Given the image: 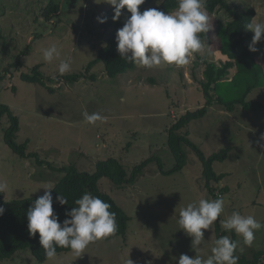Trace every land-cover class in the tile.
Segmentation results:
<instances>
[{
	"label": "rangeland",
	"instance_id": "1",
	"mask_svg": "<svg viewBox=\"0 0 264 264\" xmlns=\"http://www.w3.org/2000/svg\"><path fill=\"white\" fill-rule=\"evenodd\" d=\"M56 2L61 7L60 21L48 23L42 12L49 0H0V74L5 75L0 82V104L10 107L19 117L17 142H28V153L37 154L40 160L53 166L74 164L88 173L94 172L97 161L109 157L122 161L130 171L150 156H156L162 160L164 169L170 170L175 161L167 147V130L187 111L205 104L200 85L204 67L196 64H202L198 56L218 64L223 61L215 28L219 22L229 20L227 13L208 14L207 37L201 40V50L190 57L187 65L164 64L151 69L136 65L133 71L110 78L104 65L97 63L87 74L95 76V81L48 84V79L60 75L61 60H69L71 65L64 75H72L84 73L96 59L108 36L100 28L99 19L113 7L103 0ZM228 2L238 10L254 9L255 19L264 21V0ZM154 4H158L156 0L150 8ZM53 44L60 57L45 62L43 49ZM28 46L29 53L23 55ZM255 47L259 51L253 53L264 67V34ZM17 57L22 66L11 67ZM36 65H40L46 84L55 89L53 94L39 84L20 79L22 73H30ZM234 74L232 69L229 78ZM223 94L230 99L236 92ZM247 100L264 104V87L253 90ZM85 111L98 112L107 119L88 124L83 117ZM7 127L4 117L0 122V183L6 188L0 199L12 201L43 195V188H53L62 174L38 166L34 157L22 159L15 155L4 143ZM182 132L188 133L206 156L228 147L232 149L226 161L213 165L215 173L227 174L217 184L219 188H229L222 196L225 205L221 220L235 211L254 215L264 224V148L260 146L264 144L260 139L264 134V109L255 112L237 106L230 113L213 105L205 117L193 121ZM130 143L132 146L128 147ZM186 154L184 169L170 176H155L148 171L144 179L122 189L107 178L100 179V190L131 218L125 238L91 243L78 258L71 251L40 263L29 251H22L13 260L0 264H129V260L132 264H178L181 254L207 258L216 240L214 223L202 230L205 241L196 249L191 247L192 238L177 223L182 207L198 203L201 198L211 199L204 189L197 156L188 148ZM155 169L152 166L151 170ZM237 240L241 238L237 236ZM258 251H264V228L255 232L252 246H245L241 254L250 257Z\"/></svg>",
	"mask_w": 264,
	"mask_h": 264
},
{
	"label": "trees",
	"instance_id": "2",
	"mask_svg": "<svg viewBox=\"0 0 264 264\" xmlns=\"http://www.w3.org/2000/svg\"><path fill=\"white\" fill-rule=\"evenodd\" d=\"M154 1L145 0L142 5L138 6L139 11L143 12L150 8ZM202 1V9L207 14L213 15L217 11H225L229 17L228 21L219 22L215 28V36L220 43V52L223 61L218 64L210 60H204L197 55L198 60H201L202 64L197 63L196 66L204 67L203 80L200 85L205 104L195 111H187L168 128L167 147L175 161L174 166L170 170H165L162 160L156 156H150L140 164L134 166L130 171L126 169L122 161L113 157L97 161L95 170L92 173L81 171L74 164H68L62 167L53 166L46 161L40 160L37 154L28 153V142H17V134L20 131L19 117L10 107L0 104V122L4 117L8 121V127L4 130V143L9 149L22 159L34 157L38 166H46L51 171L62 174V177L50 190L53 196V211L58 216L59 222L62 223L68 218L66 212L76 206L74 203L76 199L81 198L85 193H90L111 204L109 210L116 213L118 230L114 235L105 239L125 238L131 218L111 196L100 190L98 185L100 179L107 178L116 188L122 189L135 185L147 169L152 166H156L161 175L170 176L181 172L186 166L187 148L197 156L200 162L201 175L204 180V189L207 195L214 200L229 192L228 187H217V184L223 181L227 177V174L215 173L213 165L214 163L226 161L232 149L228 147L206 156L190 140L189 134L182 131L193 121L205 117L213 105H218L230 113L234 112L237 106H241L244 110L255 112L264 109V104L261 102L247 100L253 90L264 87V67L258 62L259 58L253 52L249 51L248 45L251 42L253 33L245 29V25L255 18L256 11L251 8L238 10L232 7L228 0ZM177 6V0H160V3L154 4L152 8H158L165 13H170ZM60 10L61 7L56 0H49V3L42 12L43 20L48 23L54 19L60 21ZM121 11L122 15L116 21L112 20V16L114 15L113 7L101 15L100 19H103L105 22H99V26L102 30L108 32V36L105 45L99 48L96 59L88 64L85 72L72 75H59L54 79H48V84L56 82L58 84L72 85L83 79L95 81V76H87V74L97 63L104 65L105 73L110 78H115L118 75L133 71L136 68V64L121 58L117 52L116 32L131 15L126 9H122ZM205 37H207V33L200 34L201 40ZM29 47L22 52L23 55L29 53ZM21 66L20 57H17L15 64L11 67L20 68ZM40 68V65L34 66L30 73H22L20 79L27 83L39 84L45 87L49 93L53 94L55 89L46 84ZM232 69L235 70V74L230 79L229 76ZM4 78L5 75L0 74V82ZM237 87H240L241 91H238ZM231 90L234 91V94L236 92V94L230 99L224 97L223 92L228 93ZM61 194L68 201L64 205H60L56 201V196ZM38 197L12 201L0 199V207L4 208L3 215H0V262L13 260L15 255L22 251H29L32 257L40 263L48 260L45 258L44 249L39 244L38 234L36 236H30L27 230L28 221L26 212ZM220 221L221 218L218 217L217 221L214 222L216 239L221 236H229L231 240H237V235L234 232L222 229ZM56 252L59 255L71 252V250L58 247ZM235 254L239 256L238 264H260V259L264 256V251L256 252L253 259L239 254L238 251Z\"/></svg>",
	"mask_w": 264,
	"mask_h": 264
},
{
	"label": "clouds",
	"instance_id": "3",
	"mask_svg": "<svg viewBox=\"0 0 264 264\" xmlns=\"http://www.w3.org/2000/svg\"><path fill=\"white\" fill-rule=\"evenodd\" d=\"M97 2V0H95ZM98 0L97 3H100ZM113 6L112 20H118L122 9L131 15L123 26L116 32L117 52L121 58L136 64L139 67L151 69L164 64L177 67L187 65L190 57L201 50L203 44L201 33H207L210 28L209 16L202 10V0H177V8L171 13H165L158 8H149L143 12L138 6L145 0H103ZM157 3L160 0H156ZM99 19V18H98ZM100 23L105 22L99 19ZM253 35L248 45L249 51L258 52L255 45L261 41L264 34V21L251 20L245 25ZM60 51L55 44L43 49V60L52 62L59 59ZM71 70L69 60H61L58 65L60 75ZM85 122L95 124L104 121L107 117L100 113H83ZM264 140V134L260 137ZM264 148V144L260 145ZM6 188L0 183V193ZM45 189L27 209V230L30 236L38 234L39 244L44 249L45 258L52 260L56 257V249L68 248L78 258L85 249L99 240L114 235L117 230L116 213L110 211L111 204L97 196L85 193L75 200V207L66 212L62 223L53 211V196L51 187ZM60 205L66 204L67 199L61 194L56 196ZM225 200L223 197L216 199L201 198L197 202L188 203L179 210L177 223L179 229L192 238L191 247L198 248L204 242V231L209 229L218 217L224 212ZM4 208L0 207V215ZM225 231H232L241 240H231L229 236H221L214 241L211 254L204 258L195 255L190 258L181 254L178 264H238L239 256L244 247H251L255 239V232L264 228L254 215H242L233 212L229 217L220 221ZM129 264L132 261L129 260Z\"/></svg>",
	"mask_w": 264,
	"mask_h": 264
},
{
	"label": "crops",
	"instance_id": "4",
	"mask_svg": "<svg viewBox=\"0 0 264 264\" xmlns=\"http://www.w3.org/2000/svg\"><path fill=\"white\" fill-rule=\"evenodd\" d=\"M128 145V147H130V146H132L131 145V143L130 144H127ZM155 147L156 148H159L158 147V145H155ZM152 169V167H150V168H148L147 169V171L145 172V174L149 171L150 173H152L153 175H155V176H160V173H159V171L157 170V168L155 169V170H151ZM157 170V171H156ZM152 171V172H151ZM149 172H148V174H149ZM145 174L142 176V177H140V179L138 180V181H141L142 179H144L146 176H145ZM238 251V250H237ZM239 254H241V253H239ZM254 256H255V253H253L252 254V256H250V257H248L249 259H253L254 258ZM261 263H263L264 264V256L260 259V264Z\"/></svg>",
	"mask_w": 264,
	"mask_h": 264
},
{
	"label": "built area",
	"instance_id": "5",
	"mask_svg": "<svg viewBox=\"0 0 264 264\" xmlns=\"http://www.w3.org/2000/svg\"><path fill=\"white\" fill-rule=\"evenodd\" d=\"M261 264H263V263H261Z\"/></svg>",
	"mask_w": 264,
	"mask_h": 264
}]
</instances>
